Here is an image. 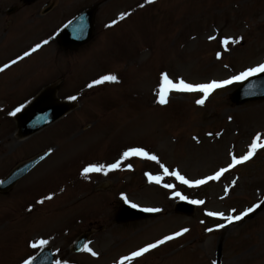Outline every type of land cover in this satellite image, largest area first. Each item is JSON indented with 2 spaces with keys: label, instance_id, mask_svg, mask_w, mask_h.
<instances>
[{
  "label": "rangeland",
  "instance_id": "rangeland-1",
  "mask_svg": "<svg viewBox=\"0 0 264 264\" xmlns=\"http://www.w3.org/2000/svg\"><path fill=\"white\" fill-rule=\"evenodd\" d=\"M15 1L0 3L8 7ZM45 1L9 17L10 29L15 27L31 44L51 34H38L46 20L39 21V27L29 24ZM79 1L88 5L96 0ZM116 3L117 15L127 13L129 18L115 34L105 29L99 32V37L109 40L105 46L95 39L74 55L60 53L58 66H47L36 56L0 78V182L18 164L54 149L36 171L6 196L0 194V264H25L45 246L53 248L60 264H115L121 254L185 228L189 231L128 263L215 264L219 252L221 264H264V204L250 218L220 230L213 227L228 221L207 215H236L264 200V149L210 184L189 187L164 174L168 168L186 179L200 180L228 165L233 154H246L256 135L264 142V101L234 105L231 96L239 83L214 91L203 106L195 103L202 93L172 91L163 105L157 95L164 73L174 82L182 78L202 84L230 79L264 63V0ZM135 6L137 15L132 16ZM224 39L239 42L225 49ZM3 41L0 63L6 60L5 53L22 46V42L13 43L7 50ZM47 51L49 55L53 47ZM104 75H115L118 82L88 87ZM59 82V98L77 97V109L21 141L9 113L22 103L8 105L7 99L21 101L17 99L32 97L48 83ZM132 148L144 149L160 163L138 156L123 159V153ZM117 162L120 168L107 175L83 174L91 165ZM149 175L160 176L161 182L150 181ZM164 183L175 188H165ZM177 191L188 200L204 203L190 217L176 214L175 204L181 201L174 198ZM49 196L52 199H46ZM124 196L139 207L161 211L143 221L118 225L115 216ZM87 233L91 235L88 246L98 254L95 257L88 252L75 255L71 250ZM41 240L48 243L31 246Z\"/></svg>",
  "mask_w": 264,
  "mask_h": 264
},
{
  "label": "snow or ice",
  "instance_id": "snow-or-ice-1",
  "mask_svg": "<svg viewBox=\"0 0 264 264\" xmlns=\"http://www.w3.org/2000/svg\"><path fill=\"white\" fill-rule=\"evenodd\" d=\"M147 2L149 4L153 3L154 0H147ZM143 6V5H141ZM128 15L127 13H122L119 17L120 20H124L125 16ZM116 21H113V24H115ZM111 26V25H110ZM211 39H215V37H211ZM239 41L236 40H228V39H224L223 40V44L225 46V49H227V47L229 46L230 43H238ZM45 44L48 43V41H44ZM41 45H37L36 47H34L31 51L35 52L37 51L38 48H40ZM31 53L26 52L24 55L28 56ZM218 58L220 57V54H217ZM24 57H21L20 59H23ZM17 61H12L13 64H15ZM10 67V65H4L3 67H0V72H3L6 68ZM257 73H264V63L259 64L256 67H251L249 69H247L246 71L240 73L239 75L233 76L230 79H226V80H221V81H211L209 83H202V84H192V83H188L185 80H183L182 78L179 79L178 82H174L172 79L169 78L167 73L163 74V84L161 85L157 95L159 97L158 103L160 104H167L168 103V95L170 92L175 91V92H185V93H202L203 97L201 99H197L195 101V103L197 105H201L203 106L206 102V100L208 99V97L217 89H221L224 88L227 85H231L233 82L235 81H241L244 79H247L249 76L255 75ZM105 82H118V79L115 75H104L102 76L100 79L94 80L91 84L88 85L89 88H92L96 85H101L104 84ZM71 100H76L77 97L72 96L70 97ZM22 111V107H18L15 109V111L11 112L10 115L15 116L17 113ZM258 149H264V142H261V135H256L254 141L251 143L249 150L247 151L246 154L242 155V156H236L235 154L232 155L231 158V163L229 164L228 167L226 168H221L219 171H217L213 176H209L206 179H200V180H189L186 179L183 175L180 174L179 171L176 172H170L168 168H164V174L165 175H172L176 178V180H178L181 184L187 185L189 187H198L201 185H204L205 183H207L208 181H212V180H219L220 177L222 175H224V173L230 171L232 168L236 167L237 165L243 164L249 160H251L253 158V156L256 154ZM144 157L148 160H152V161H156L158 164L160 163L159 159L157 156L155 155H150L147 151H145L142 148H132L129 151H125L123 153V159L127 160L129 157ZM161 167H164L163 165H161ZM120 168V162L117 163H113L110 165H91L89 167H86L83 170V174L85 176H87L88 173H100L103 172L105 175L108 174V172L110 171H114L116 169ZM128 168L131 169V165H128ZM161 177L160 176H152L149 175V180L153 181L157 184H159L161 182ZM233 185L236 183L235 180L232 181ZM165 188H175L174 184H169V183H164L163 185ZM227 191V190H226ZM178 197L181 200H188V197L183 195L180 192H174V198ZM46 199H52L51 196L46 197ZM123 199L125 200L126 203H128V199L126 196L123 197ZM192 204H203L204 201L201 200H190L189 201ZM39 203L43 204L44 201L41 200L39 201ZM261 204H264V200H262L260 203L254 205L253 207L248 208L247 210L240 212L239 214L236 215H229V216H225L223 213H219V212H208L207 215L210 217H220L224 220H227L229 223H233L234 221H240L243 220L246 216H248L250 213L254 212L256 209L260 208ZM133 208H137L138 205L136 204H131L130 205ZM142 211H146V212H159L161 211V209L158 208H144L142 209ZM235 211V210H233ZM219 228H223L225 227L224 224H219L218 225ZM189 229L185 228L183 229L181 232H177L175 233V235H169L164 237V239L157 241L156 243H152L147 245L146 247H143L141 249H139L138 251L133 252L130 256H125L123 257L119 264H126V262H130L138 257H142L145 253L149 252L152 249L157 248L159 245H162L164 243H166L167 241L173 240L174 238L183 235L184 233L188 232ZM209 232L213 231V229L209 228L208 229ZM48 243L47 240H41L39 242V244L37 245L36 243H33L31 246L33 248H37V247H43L44 245H46ZM82 251L88 252L90 253L92 256H97L98 254L93 251V249L91 247H89L87 244H85L82 248ZM34 259V258H33ZM25 264H32V260H26ZM56 264H60V261H57Z\"/></svg>",
  "mask_w": 264,
  "mask_h": 264
},
{
  "label": "water",
  "instance_id": "water-1",
  "mask_svg": "<svg viewBox=\"0 0 264 264\" xmlns=\"http://www.w3.org/2000/svg\"><path fill=\"white\" fill-rule=\"evenodd\" d=\"M28 3H32L35 0H25ZM73 26L70 31H67L59 39V43L62 47L66 49H76L87 43L92 36V23H88L85 31H79L75 29L73 32ZM47 94L44 95L38 103L33 104L26 112L20 114L17 118L19 128L21 129V134L23 136L30 135L37 132L38 130L48 126L60 117H62L66 112H68L71 107L67 104L58 105L53 98L54 94L50 99H47ZM264 100V73L262 75H257L251 79L242 89L237 91L233 96V102L236 105H242L250 101ZM41 158L37 159L30 165L23 169L15 171L11 179L4 183L3 187L0 189L2 191H7L11 188L19 179H21L26 173H28L35 164L40 161ZM178 212L184 213L186 215H191L193 210L191 207L181 205L178 207ZM147 216L144 212L135 211L128 207H122L118 214V222H129L134 220H139ZM82 244L78 245L77 250H81ZM53 257L49 252L45 251L33 264H52Z\"/></svg>",
  "mask_w": 264,
  "mask_h": 264
},
{
  "label": "flooded vegetation",
  "instance_id": "flooded-vegetation-1",
  "mask_svg": "<svg viewBox=\"0 0 264 264\" xmlns=\"http://www.w3.org/2000/svg\"><path fill=\"white\" fill-rule=\"evenodd\" d=\"M69 7H70L71 11L74 9V5H72V3L69 4ZM0 16L4 17V14L0 12ZM2 23H3V20L0 19V24H2Z\"/></svg>",
  "mask_w": 264,
  "mask_h": 264
}]
</instances>
